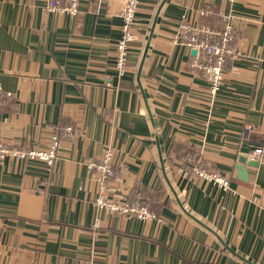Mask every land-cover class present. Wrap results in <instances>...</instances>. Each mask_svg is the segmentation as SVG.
Returning <instances> with one entry per match:
<instances>
[{"label": "crops", "instance_id": "obj_1", "mask_svg": "<svg viewBox=\"0 0 264 264\" xmlns=\"http://www.w3.org/2000/svg\"><path fill=\"white\" fill-rule=\"evenodd\" d=\"M46 2L0 0V83L14 94L0 137L46 149L61 123L73 130L58 136L51 167L0 158V264H264V0H139L121 76L116 0H79L76 14ZM221 14L236 34L211 96L176 33L183 18L219 29ZM175 143L193 155L177 156ZM243 143L261 149L246 180L234 168ZM108 147L116 174L105 197L142 196L154 217L96 207L85 163ZM198 161L230 189L183 163Z\"/></svg>", "mask_w": 264, "mask_h": 264}, {"label": "built area", "instance_id": "obj_2", "mask_svg": "<svg viewBox=\"0 0 264 264\" xmlns=\"http://www.w3.org/2000/svg\"><path fill=\"white\" fill-rule=\"evenodd\" d=\"M79 0H47L44 10L47 12H62L76 14L78 12ZM118 4V16L121 19V35L115 45V67L121 76L126 72L127 53L129 45L134 41L135 13L139 0H116ZM237 0H228L233 3ZM63 3V4H62ZM211 11L209 7L199 10L200 15H208ZM224 23L219 29H215L205 24L191 25L185 18L179 24L176 33V42L185 44L195 50L193 66L200 69L209 80L208 93L213 96L223 84L224 63L228 54L232 52L230 42L235 38V30L230 22V15L221 14ZM14 99V94L3 89L0 83V107ZM71 125H65L62 135H68L72 132ZM59 146V137L54 133L46 149H22L10 146L4 143L0 137V158L11 156L17 159L37 158L46 162L51 167L56 157V151ZM259 148L255 153H260ZM112 149L105 148L98 159H87L85 166L96 179L99 192L94 202L98 209H104L108 212L133 216L141 219H149L154 214L149 210L147 201L142 196H136L124 200H113L105 197L104 190L106 182L114 178L116 172L112 164ZM185 159V158H184ZM194 157L187 158L193 161ZM191 173L196 177L205 179L222 188L224 191L230 189V180L218 171L209 170L205 165L198 161L191 169ZM95 226H98V219H95Z\"/></svg>", "mask_w": 264, "mask_h": 264}, {"label": "water", "instance_id": "obj_3", "mask_svg": "<svg viewBox=\"0 0 264 264\" xmlns=\"http://www.w3.org/2000/svg\"><path fill=\"white\" fill-rule=\"evenodd\" d=\"M164 2V1H163ZM193 52L195 53V50L193 49ZM142 61L139 65L138 72L141 68ZM139 74V73H138ZM256 145H250L243 143L238 150L237 154V160L234 164V168L237 171L238 178L246 180V170L245 165L249 166H257L258 165V159L256 157H253L250 152H254L256 149Z\"/></svg>", "mask_w": 264, "mask_h": 264}, {"label": "trees", "instance_id": "obj_4", "mask_svg": "<svg viewBox=\"0 0 264 264\" xmlns=\"http://www.w3.org/2000/svg\"><path fill=\"white\" fill-rule=\"evenodd\" d=\"M205 19H206V18H205ZM223 23H224V21H223ZM223 23L221 22L220 25H219L218 27H222V26H223ZM205 25L210 26V25L208 24V21H207V24L205 23ZM210 27H211V26H210ZM65 125H66V124H63V123L60 124V126H59V128H58V132H57V135H58V136H61V135L63 134V129H64V126H65ZM173 146H174V147H173V151H176V155H177V156L182 155V157H183L185 154L193 155L192 148L189 147V146L182 145V144H180V143H175ZM199 162H200V161H199ZM183 163L186 165V167H188L189 171L191 172L192 166H193L195 163H187V162H183ZM147 205H148V204H147Z\"/></svg>", "mask_w": 264, "mask_h": 264}]
</instances>
